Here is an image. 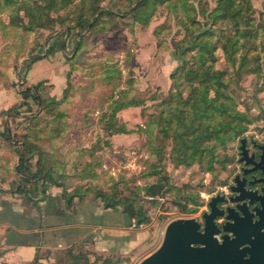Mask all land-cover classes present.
Masks as SVG:
<instances>
[{
	"label": "rangeland",
	"instance_id": "rangeland-1",
	"mask_svg": "<svg viewBox=\"0 0 264 264\" xmlns=\"http://www.w3.org/2000/svg\"><path fill=\"white\" fill-rule=\"evenodd\" d=\"M12 1L0 0V85L9 86L18 94L30 82L29 69L32 71L40 65H44V70L53 68L59 71L63 64L68 67L66 77L70 73L71 87L66 100L45 108L33 100L32 111H25V115H34L33 123L39 122L33 134H38L34 140L44 154L45 167L62 185L58 186L60 189L66 188L79 194L77 200L81 197L97 200L104 206L103 198H96V194L114 195L123 200L130 198L135 207L142 206L144 216L148 218V222L139 225L138 217L133 219L136 225L132 227L135 229L145 226L150 229V238L142 246L127 252L103 254L85 248L81 252L87 255L86 259L78 264H103L105 259L113 260L111 264H139L161 245L165 229L171 221L180 217L203 219L210 199L220 195L222 188L227 190L235 174L232 167L241 155L239 147L242 139L246 142L264 140V60H260L259 70L258 64L252 61L246 68L240 69V74L237 73L218 40L217 33L221 27L214 26L215 34L209 38L214 42L218 56L215 69L227 73L238 108L249 113L253 119L245 125L241 137L216 152L218 161L212 169L202 163L189 167L174 166L170 157L172 137L176 132L174 124L163 129L153 124L147 130L148 121L158 116L162 109L160 103L173 86L170 74L182 63L175 53L173 42L181 37L183 30L176 24L173 14L160 7L146 27L126 15L109 19L113 21L110 30L93 32L86 29L79 35L74 29L69 35L59 26L70 23L65 18L71 15L73 6L57 14L64 17L62 23L28 30L20 25V19L11 22L10 13L15 16L16 6ZM250 1L253 28L261 29L264 24V0ZM113 3L120 11L125 5L124 0H105L101 5L110 6ZM213 5L210 1V6ZM160 28L163 31L157 36L155 31ZM159 39L164 41L162 45H159ZM79 40L82 45L76 50ZM46 54V60L38 62L40 58H37ZM250 54L257 55L258 52L251 51ZM105 65L119 69L118 73L112 74L111 83L107 82ZM119 74L120 77H117ZM130 77L135 80L131 87L126 83ZM115 85L122 89L131 88L132 95L145 101L142 105L131 106L137 109L130 114L132 123L128 127L132 132L128 133L131 135L129 140L122 143H115L99 123L111 100L110 95L118 93L117 89L114 90ZM52 87V84H45L44 96L51 94ZM123 116L119 112L118 120L124 122ZM10 118L13 120L11 127L18 134L15 139L18 140L28 123L31 125L32 122L21 117ZM0 149V168L5 170L3 175L8 179L7 173L18 162L14 150L17 147L13 149L5 144ZM157 150H161V162ZM159 162L160 176L166 175L169 189L164 197L160 194L150 196L146 189L156 180V177L146 175L158 171L154 166H158ZM13 181L14 185L18 179ZM193 199L201 204L196 206ZM183 203L189 209L196 207V210L184 211ZM55 264L73 263L71 259H65Z\"/></svg>",
	"mask_w": 264,
	"mask_h": 264
},
{
	"label": "trees",
	"instance_id": "trees-1",
	"mask_svg": "<svg viewBox=\"0 0 264 264\" xmlns=\"http://www.w3.org/2000/svg\"><path fill=\"white\" fill-rule=\"evenodd\" d=\"M105 0H13L15 16L11 14V22L20 19V25L25 29L31 30L37 27H53L58 22L62 23L64 17L57 15L60 10L74 7L71 15L67 16L70 23L61 25L70 35L74 29L82 35L83 30L98 32L110 30L111 22L109 19H118L126 15L131 16L134 22L141 26L149 25L152 18L158 13L160 7L166 8L168 13L173 14L176 24L183 30L180 38L174 39L173 48L175 53L182 59L170 77L173 82L169 94L160 105L162 109L158 116L148 121V131L155 124L166 128L170 125L175 126L173 135V145L170 157L174 166L195 163L209 165V169L217 160L216 152L221 147H226L231 141L241 137L245 125L252 121V117L246 111L238 108L236 99L230 89V81L227 80V73L223 70L215 69L218 56L215 53L214 42L209 38L215 34L214 26H220L218 40L221 48L230 60L236 72L240 74L243 68L254 61L260 69V60H264V24L261 29L253 28V18L251 17L250 0H124L123 9L118 10L114 3L110 6L101 5ZM111 1V0H109ZM210 1L214 5L210 6ZM116 9V10H115ZM22 12V16L20 15ZM9 14V15H10ZM26 20V21H25ZM108 26V27H107ZM163 28L155 31L159 36ZM164 41L159 39V45ZM64 47V44H62ZM82 43H76V50H79ZM251 51H257V55H251ZM263 53V55H261ZM47 56L44 55L39 58ZM105 74L109 83L113 73H118L119 69H111L105 65ZM241 69V70H240ZM132 74V71H130ZM120 77V74L119 76ZM45 80L35 84H28L18 91L20 101L1 111L3 116V129L0 130V148L8 144L10 148L17 147L15 150L18 162L15 171L18 181L13 185L16 192L25 195L26 200L35 207L42 216L41 202L47 198V191L52 186H62L57 183L54 176L45 167L44 154L38 149L35 138L38 134H33V130L39 122L33 123L34 115H25V111H32L31 102L34 100L41 108L48 107L50 104L58 105L68 98L69 88L71 87L70 73L67 74V85L61 97L48 94L44 96ZM126 83L131 87L135 80L130 77ZM117 95H110V102L103 111L99 123L102 125L107 136L112 137L119 133H131L125 122L118 120V113L130 106L144 104L143 99L132 95V89H122L118 85ZM10 117H21L32 122L25 127V132L18 134L9 125ZM166 140L167 137H164ZM107 143H110L107 141ZM1 150V149H0ZM158 151L160 162L162 161L161 150ZM36 159L34 161V157ZM160 162L154 166L158 171L147 174L146 177L154 176L153 180L146 186L150 196L161 195L164 197L168 193L166 175L160 176ZM153 183H164V189L160 193L152 194L149 186ZM13 190V189H11ZM79 194L62 189L61 197L66 209H71ZM102 197L105 208L117 209L120 204L131 201L130 198L121 199L116 196H108L105 193L95 195ZM80 198V197H79ZM88 199L80 198L79 201ZM198 206L200 201L192 200ZM184 211H195L196 207L188 208L183 203ZM148 222L144 215L138 217L137 224ZM75 251L73 248L66 251L64 259H71L73 264L86 259V254ZM39 258L37 254L36 259ZM88 261V260H87ZM36 262V261H35ZM113 260L105 259L103 264H111Z\"/></svg>",
	"mask_w": 264,
	"mask_h": 264
},
{
	"label": "crops",
	"instance_id": "crops-1",
	"mask_svg": "<svg viewBox=\"0 0 264 264\" xmlns=\"http://www.w3.org/2000/svg\"><path fill=\"white\" fill-rule=\"evenodd\" d=\"M45 60L43 57L38 62ZM43 67L29 69V83L46 79L53 85L51 95L61 97L67 85L68 67L62 64L59 71L53 68L44 70ZM19 101L20 97L13 89L0 85V130L4 119L1 111ZM135 110L130 106L120 111L127 128L132 123L130 114ZM8 120L12 126V118ZM130 136L119 133L112 139L115 143H122ZM3 172L5 170L0 168V264H55L64 259L66 251L71 248L75 251L91 248L101 254L127 252L142 246L150 238L148 226L138 229L126 226L122 213L105 208L100 201L75 199L72 208L66 209L62 189L58 186L50 187L47 198L40 203V218L25 195L13 187V179H18L16 171L12 169L7 173L8 179Z\"/></svg>",
	"mask_w": 264,
	"mask_h": 264
},
{
	"label": "water",
	"instance_id": "water-1",
	"mask_svg": "<svg viewBox=\"0 0 264 264\" xmlns=\"http://www.w3.org/2000/svg\"><path fill=\"white\" fill-rule=\"evenodd\" d=\"M240 160L254 162L253 154L249 156L246 140H241ZM264 156L251 170L260 168L264 181ZM164 187V183H153L149 186L152 194ZM239 192L235 200L242 203L235 209L227 210V221L222 225L216 221L224 211L219 208L218 196L209 201L210 210L203 213V220L197 217H180L171 221L164 232L161 245L139 264H264V194L260 197L263 208L260 220L254 221V211L248 204L254 196L246 195L240 184L233 188ZM264 192V187H263ZM247 201H246V200ZM123 214L124 224L132 226L135 217H142L144 210L131 202L121 204L117 210ZM221 231L226 234L220 236Z\"/></svg>",
	"mask_w": 264,
	"mask_h": 264
},
{
	"label": "flooded vegetation",
	"instance_id": "flooded-vegetation-1",
	"mask_svg": "<svg viewBox=\"0 0 264 264\" xmlns=\"http://www.w3.org/2000/svg\"><path fill=\"white\" fill-rule=\"evenodd\" d=\"M246 147L249 151V156H251L252 154L254 155L253 156L254 162L247 163L246 160L241 161L240 160L241 155H240L237 162L232 167L235 170L234 177L231 183L229 184V186L227 187V190L225 188H222V193L218 195L219 198L218 206L220 209L224 211L222 216H218L216 218V221L219 224V226H222L227 221L226 219L227 210L228 209L233 210L242 203L239 200H235L236 197L239 195V192L233 189L239 184L244 194L254 196L255 198L251 204H248L249 210L254 211L255 213L253 216V220L256 222L261 218L260 212L263 208V205L260 197L263 196L264 194L263 192L264 181H261L259 179L263 177V171L260 168L254 170L251 169L254 167L256 163H258L261 160L262 155L264 156V140H252L250 142H246ZM209 210L210 207H207V211ZM263 231L264 228L261 230V232ZM224 234H226V232L221 231L219 235L223 236Z\"/></svg>",
	"mask_w": 264,
	"mask_h": 264
},
{
	"label": "built area",
	"instance_id": "built-area-1",
	"mask_svg": "<svg viewBox=\"0 0 264 264\" xmlns=\"http://www.w3.org/2000/svg\"><path fill=\"white\" fill-rule=\"evenodd\" d=\"M152 198V197H151ZM136 224H135V222L133 221V224H132V226H135Z\"/></svg>",
	"mask_w": 264,
	"mask_h": 264
}]
</instances>
